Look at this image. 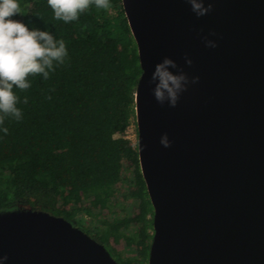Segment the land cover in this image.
<instances>
[{
    "label": "water",
    "instance_id": "1",
    "mask_svg": "<svg viewBox=\"0 0 264 264\" xmlns=\"http://www.w3.org/2000/svg\"><path fill=\"white\" fill-rule=\"evenodd\" d=\"M121 3L141 67L136 148L153 209L146 264H264V0H212L201 17L187 0ZM165 57L174 73L199 77L175 107L154 97ZM4 255L0 264H118L69 220L31 208L0 210Z\"/></svg>",
    "mask_w": 264,
    "mask_h": 264
},
{
    "label": "trees",
    "instance_id": "2",
    "mask_svg": "<svg viewBox=\"0 0 264 264\" xmlns=\"http://www.w3.org/2000/svg\"><path fill=\"white\" fill-rule=\"evenodd\" d=\"M18 2L24 14L13 19L63 39L68 58L47 81L30 76L29 89L14 86L23 118H7L8 134L0 131V210L61 216L118 264H146L153 209L136 143L125 136L141 67L121 0L69 23L54 19L47 0Z\"/></svg>",
    "mask_w": 264,
    "mask_h": 264
},
{
    "label": "clouds",
    "instance_id": "3",
    "mask_svg": "<svg viewBox=\"0 0 264 264\" xmlns=\"http://www.w3.org/2000/svg\"><path fill=\"white\" fill-rule=\"evenodd\" d=\"M191 10L197 17L204 16L212 11V0L205 6V0H187ZM48 6L54 11V19L65 23L76 21L81 13L95 5L98 9H109L110 0H47ZM18 0H0V131L5 135L9 129L5 120L9 117L21 120L22 111L17 107L20 98L13 91L14 86L25 91L31 87L28 79L30 76H41L43 80L50 79L58 65H63L68 58V49L63 39H57L49 31L38 28L29 29L22 21L13 19L23 15ZM215 33H213L214 35ZM207 47L215 48L216 42L204 37ZM188 65L192 60L185 57ZM171 58L165 57L155 66L151 80L155 81L154 97L163 105L175 107L180 94L187 90L189 83H196L199 77L189 80L187 74L181 69L174 73L170 69L177 68ZM48 99H51L49 96ZM23 103L28 99L24 97ZM161 144L170 146V141L165 133L161 137ZM7 260V256H0V262Z\"/></svg>",
    "mask_w": 264,
    "mask_h": 264
},
{
    "label": "rangeland",
    "instance_id": "4",
    "mask_svg": "<svg viewBox=\"0 0 264 264\" xmlns=\"http://www.w3.org/2000/svg\"><path fill=\"white\" fill-rule=\"evenodd\" d=\"M125 136L128 138L133 144L137 142V130H136V125L131 123L126 131H125ZM129 207V206H128ZM124 209V213H128L129 208ZM85 219H88L85 217ZM78 227V226H77ZM123 253L126 254L127 256H131V253L127 251L126 249H122Z\"/></svg>",
    "mask_w": 264,
    "mask_h": 264
}]
</instances>
